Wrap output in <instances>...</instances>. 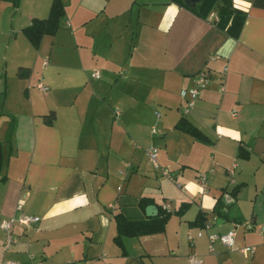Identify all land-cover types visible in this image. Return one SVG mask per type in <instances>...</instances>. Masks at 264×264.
Here are the masks:
<instances>
[{
  "label": "crops",
  "instance_id": "1",
  "mask_svg": "<svg viewBox=\"0 0 264 264\" xmlns=\"http://www.w3.org/2000/svg\"><path fill=\"white\" fill-rule=\"evenodd\" d=\"M62 1L58 30L34 48L22 28L46 18L52 0L17 7L0 0V9L11 7L0 14L8 69L0 82V221L39 217L16 224L8 248L0 229V264H191L192 253L201 264H264V8L216 0L202 17L184 0ZM223 6L244 14L229 31L231 18L220 28L209 16ZM205 67L208 86L183 113L179 91ZM169 100L176 114L146 109ZM181 117L207 141L177 129ZM152 144L158 168L144 150ZM141 198L151 200L146 206L167 202L172 212L186 208L161 232L116 239V214L149 218ZM199 212L204 226L191 225ZM230 229L236 248L219 241L210 248L207 232Z\"/></svg>",
  "mask_w": 264,
  "mask_h": 264
},
{
  "label": "trees",
  "instance_id": "2",
  "mask_svg": "<svg viewBox=\"0 0 264 264\" xmlns=\"http://www.w3.org/2000/svg\"><path fill=\"white\" fill-rule=\"evenodd\" d=\"M14 7H17L19 0H11ZM216 0H201L200 4L191 8L198 15L204 17L205 14L213 7ZM251 5L253 7L264 8V0H251ZM204 10V13H201L200 10ZM228 7H220L218 14L219 20L216 25L220 28H225L226 24L231 18V24L228 26L227 31L231 30L236 25L240 24L243 20L244 14L240 12H235ZM65 14L64 3L62 0H52L49 14L46 18H33L31 23L26 27L22 28V32L29 42L33 45L34 48H38L41 42V39L44 35H53L59 28V21L61 17ZM23 68L18 70V75L23 76ZM53 112L44 116V119L47 123L53 118ZM175 127L185 133L190 134L195 139L201 141H207L205 135L194 125H192L187 119L181 117L176 123ZM239 156L247 157L239 150ZM3 167V154H2V143L0 142V170ZM2 181L5 180V176L1 178ZM151 200L147 198H141L138 202V205L144 209ZM225 205L224 200L221 197L217 199V202L213 208V212L216 218H224L225 214L223 213V207ZM158 213L154 217H149L143 220H131L126 217L123 213H118L114 216L116 228L118 235L116 239H119L121 235L127 236H138L147 233L161 232L164 230L167 220L171 215H181L183 210L186 208V204H182L178 210L172 212L171 210H166L162 206H157ZM205 215L202 212H199L195 220L192 221L191 225L204 226Z\"/></svg>",
  "mask_w": 264,
  "mask_h": 264
},
{
  "label": "built area",
  "instance_id": "3",
  "mask_svg": "<svg viewBox=\"0 0 264 264\" xmlns=\"http://www.w3.org/2000/svg\"><path fill=\"white\" fill-rule=\"evenodd\" d=\"M209 16L215 22H217L219 20L218 14L216 12H210ZM212 58H214V57L212 56L211 59ZM45 63H46V60H44V64ZM91 77L92 78H99L100 72L98 70H94L91 73ZM191 79H192V84L189 86L181 88L179 91V96L181 98L182 105H183V110H182L183 113H187L194 108L195 102L199 98L201 91L206 89L208 86V83L210 80V72H209L208 68L205 67V68L199 70L198 72H196L195 74H193ZM38 88L41 90H44V89H46V86H44L42 83H39ZM156 115L159 116L160 113H157ZM152 132L155 133V130H153ZM158 151H159L158 147L156 145H153V144L149 145L145 148V153H146L148 159L153 164V166H155L156 168L159 167ZM163 174L168 175V177L170 179H172V176L169 173H167L166 171H163ZM206 181H207L206 174L200 173L198 175V182H199L201 188H204ZM162 207L166 210H170V205L167 202H164L162 204ZM38 220H39L38 216L28 215V214H22L18 217H11L8 219L1 220L0 221V229L5 233V240H4L5 241V243H4L5 248L10 247L16 241V238H15V235L13 232V228L16 224H20L22 226L28 227V226H31L32 224H34ZM244 226L247 229L252 228V224L250 221H246L244 223ZM208 227H209V225L206 224L205 228L207 229ZM202 234H203V231L199 230L196 233V236H201ZM206 236H207V239L209 241L210 248L212 247V244L216 241L221 242L223 245L227 246L228 248H236V241H235L236 231H235V229L227 230L224 233L207 232ZM188 238H189V241L191 242V244H193L195 237L193 235H190ZM251 250H252L251 246H246V247L241 249V251L244 253L250 252ZM189 261L191 264H201V260L194 253L189 255ZM1 264H18V263L15 261L9 260V259H5L2 261ZM37 264H44V263L38 262Z\"/></svg>",
  "mask_w": 264,
  "mask_h": 264
},
{
  "label": "rangeland",
  "instance_id": "4",
  "mask_svg": "<svg viewBox=\"0 0 264 264\" xmlns=\"http://www.w3.org/2000/svg\"><path fill=\"white\" fill-rule=\"evenodd\" d=\"M28 1H30V0H28ZM22 4H24V5L25 4H28L27 0H22ZM8 8L11 10V7L10 6ZM10 10H2V9H0V14H4V16L7 17L8 14H9V12H10ZM3 26L4 27H0V29H1L0 31H2V33H4L6 31L5 28H7V27H5V25H3ZM4 36H5V34L0 36V42H4V40H3ZM3 54H4L3 47L2 48L0 47V82H3L4 83L5 80H6V73H7V70L8 69H7L6 60H5L4 56H3ZM9 61H10V59H9ZM43 66H44V64H43ZM178 89H179L178 84L177 83H174L172 86L169 87V94L172 95V96H174L175 94H178ZM1 91H3V87H2V90ZM1 99H2V97H0V110L2 109V100ZM169 99H173V98H169ZM169 102H170V100H169ZM171 103H174V101L173 102H170L169 104H167L165 106L163 104H156V105H154L151 108H149L148 105L146 104L147 105L146 106V109L147 110L149 109L152 113L156 109V110H159L162 114L163 113L170 114L169 112H171V111L176 114L177 109L176 108L174 109ZM182 110H183V107H182ZM170 117L171 116H169V118ZM144 150H145V148H144ZM158 164H159V162H158ZM164 171H166L167 173H169V171H167V170H164ZM169 174L171 175V173H169Z\"/></svg>",
  "mask_w": 264,
  "mask_h": 264
},
{
  "label": "water",
  "instance_id": "5",
  "mask_svg": "<svg viewBox=\"0 0 264 264\" xmlns=\"http://www.w3.org/2000/svg\"><path fill=\"white\" fill-rule=\"evenodd\" d=\"M200 2V0H184V3L190 7L193 8L197 5V3ZM158 212L157 206L155 205H148L146 206V214L150 216H155Z\"/></svg>",
  "mask_w": 264,
  "mask_h": 264
}]
</instances>
